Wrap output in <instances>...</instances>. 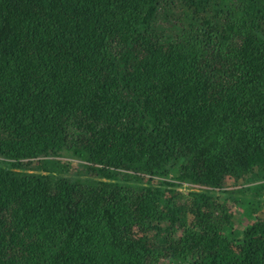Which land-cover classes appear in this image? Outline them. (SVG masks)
<instances>
[{
  "label": "trees",
  "instance_id": "trees-1",
  "mask_svg": "<svg viewBox=\"0 0 264 264\" xmlns=\"http://www.w3.org/2000/svg\"><path fill=\"white\" fill-rule=\"evenodd\" d=\"M263 181L264 0H0V264H264Z\"/></svg>",
  "mask_w": 264,
  "mask_h": 264
},
{
  "label": "rangeland",
  "instance_id": "rangeland-1",
  "mask_svg": "<svg viewBox=\"0 0 264 264\" xmlns=\"http://www.w3.org/2000/svg\"><path fill=\"white\" fill-rule=\"evenodd\" d=\"M68 155V154H67ZM74 155H76V153H71V154H69V157H71V158H76V157H78V156H75L74 157ZM71 158H63L61 161H64V162H69V163H71L73 166H74V168H75V173H74V175L73 176H70L69 178H80V179H85V177L87 176V175H83V174H80L79 172H80V169H81V167L79 168V165L80 166H82L83 165V163L82 162H80V161H78V159H71ZM177 172H176V169L175 170H173L172 171V174H176ZM135 181H137L138 183L139 182H141V181H138V180H136L135 179ZM84 182H86V181H84ZM262 183V181L261 180H258L257 182H251L250 183V185L253 187V186H255V185H259V183ZM264 182V181H263ZM188 186L189 185H186V184H184V187L183 188H181L180 190H181V192L182 193H184V194H186V193H188ZM226 189H228V187L226 186L225 187ZM238 191L239 192H241L240 194H241V196H245V192H244V190L243 189H241V188H239L238 189ZM217 194V195H220L219 194V192L217 191H213V194ZM248 193V195H247V200L249 201V203L253 206V208L251 209V208H248V203L246 202L245 204H242L241 205V208H240V210L239 211H241L242 212V216L243 217H245V218H250V214L253 212L252 210L253 209H255V212H257V209H259V208H261L262 207V205L259 203V198H256V194H255V191L254 192H247ZM240 196V195H239ZM263 200H264V194H263ZM264 202V201H263ZM236 209H238V208H236ZM236 209H234V211L236 210ZM245 226V225H244Z\"/></svg>",
  "mask_w": 264,
  "mask_h": 264
}]
</instances>
